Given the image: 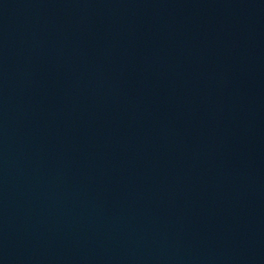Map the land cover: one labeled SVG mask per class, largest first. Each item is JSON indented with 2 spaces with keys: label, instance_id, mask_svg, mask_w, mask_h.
<instances>
[{
  "label": "water",
  "instance_id": "95a60500",
  "mask_svg": "<svg viewBox=\"0 0 264 264\" xmlns=\"http://www.w3.org/2000/svg\"><path fill=\"white\" fill-rule=\"evenodd\" d=\"M0 264H264V0H0Z\"/></svg>",
  "mask_w": 264,
  "mask_h": 264
}]
</instances>
